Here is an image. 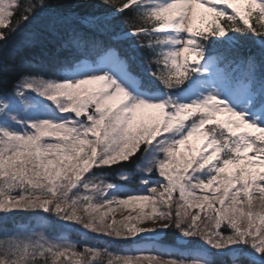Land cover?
Masks as SVG:
<instances>
[{
	"label": "snow or ice",
	"instance_id": "obj_1",
	"mask_svg": "<svg viewBox=\"0 0 264 264\" xmlns=\"http://www.w3.org/2000/svg\"><path fill=\"white\" fill-rule=\"evenodd\" d=\"M0 264H264V0H0Z\"/></svg>",
	"mask_w": 264,
	"mask_h": 264
},
{
	"label": "trees",
	"instance_id": "obj_2",
	"mask_svg": "<svg viewBox=\"0 0 264 264\" xmlns=\"http://www.w3.org/2000/svg\"><path fill=\"white\" fill-rule=\"evenodd\" d=\"M40 52H41L40 48L25 49L19 43H17L15 46H13L10 49L9 55L11 57V60L15 63V65L21 66L25 64L27 61L37 58L40 55ZM14 79H15L14 74H10L6 76V80L8 82L9 87L11 86V82ZM128 187L130 189L137 190L141 188V185L139 184L138 179H133L128 185ZM13 219H25V217H15ZM50 219H53V224H56L54 218H50ZM12 226H13L12 220H9L6 227L10 229L12 228ZM177 236H178V233H176L175 231L165 233L164 237L162 238V242L167 245H174ZM80 238L81 237L79 236L78 227L72 226V239L75 240V239H80ZM88 242L90 244L107 246L114 251H119L126 247L125 245L111 241L107 237L96 236V235H91V234L88 236Z\"/></svg>",
	"mask_w": 264,
	"mask_h": 264
},
{
	"label": "rangeland",
	"instance_id": "obj_3",
	"mask_svg": "<svg viewBox=\"0 0 264 264\" xmlns=\"http://www.w3.org/2000/svg\"><path fill=\"white\" fill-rule=\"evenodd\" d=\"M130 211V210H129ZM122 214H127V211H125L124 209H118L117 211H116V213H115V215H116V218L117 219H120L121 218V215ZM133 215H135V213H132ZM165 235V234H164ZM164 237V236H163ZM162 237V238H163ZM165 244V243H164ZM167 245V244H166Z\"/></svg>",
	"mask_w": 264,
	"mask_h": 264
}]
</instances>
